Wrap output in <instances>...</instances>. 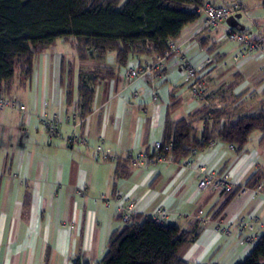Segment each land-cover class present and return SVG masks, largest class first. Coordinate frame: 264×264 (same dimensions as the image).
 <instances>
[{
	"label": "crops",
	"instance_id": "obj_1",
	"mask_svg": "<svg viewBox=\"0 0 264 264\" xmlns=\"http://www.w3.org/2000/svg\"><path fill=\"white\" fill-rule=\"evenodd\" d=\"M202 1L216 6L238 2L248 10L259 3L257 7L263 9L259 1ZM260 19L247 14L238 20L252 40L264 36L252 37L247 29L248 24L256 27ZM226 27L195 34L189 25L175 42L193 64L207 56L216 61L201 72L209 92L205 103L192 97L175 57L168 58L162 73L152 79L125 77L128 67L138 65L136 61L120 68L115 78L95 87L91 113L83 122L76 111L79 67L68 60L76 56L49 51L57 41L34 56L27 82L21 83L16 73L5 97L24 107L28 117L12 108L0 111V264H75L78 258L96 264L109 235L121 227L122 205L132 207L133 217L141 219L165 210L163 226L197 229V237L182 251L189 264L244 260L264 234V188L259 192L245 188L257 172L264 187V135L252 134L250 143L239 151L212 141L181 163L168 158L157 165L133 167L129 162L140 154H153L167 116L173 122L184 120L199 139L204 121L196 113L203 106L227 110L226 117L233 122L264 114L263 60L240 54L234 43L226 45L221 40ZM63 44L59 46H68ZM64 62L74 72L70 107L65 105L62 86ZM106 63L116 67L113 57ZM54 114L62 121L60 139L50 138L40 121L42 115ZM96 149L109 150L115 160L95 161ZM206 175L226 176L233 189L241 188L218 217L213 215L225 194L221 189L199 190ZM199 212L201 222H196ZM241 221L256 223L251 231L240 232L236 225Z\"/></svg>",
	"mask_w": 264,
	"mask_h": 264
},
{
	"label": "trees",
	"instance_id": "obj_2",
	"mask_svg": "<svg viewBox=\"0 0 264 264\" xmlns=\"http://www.w3.org/2000/svg\"><path fill=\"white\" fill-rule=\"evenodd\" d=\"M258 1L264 10V0ZM192 4L204 5L202 0H0L2 93H11L17 72L20 82H27L34 56L60 40L79 61L76 111L83 122L91 113L98 84L115 78L131 61L146 65L162 58L169 42H176L182 31L194 24L197 16L190 12ZM109 57L114 58L115 68L106 63ZM73 77L71 64L64 62L66 107L72 105ZM228 114L227 110L203 106L196 113L204 121L199 139L184 120L173 122L167 116L159 150L163 160L181 163L206 150L212 141L239 151L250 143L252 134L264 135V114L234 122L227 119ZM260 177L255 173L245 188L256 190ZM240 190L222 191L224 202L213 217H218ZM197 235L195 228L181 231L156 225L150 218L133 217L109 235L96 264H189L182 259V251ZM75 264L87 263L78 258ZM238 264H264V234Z\"/></svg>",
	"mask_w": 264,
	"mask_h": 264
},
{
	"label": "built area",
	"instance_id": "obj_3",
	"mask_svg": "<svg viewBox=\"0 0 264 264\" xmlns=\"http://www.w3.org/2000/svg\"><path fill=\"white\" fill-rule=\"evenodd\" d=\"M190 12L196 14L197 19L194 22V32L195 34L201 33L203 31L219 29L224 27L227 19L234 18L237 15L244 16L247 12V8L238 2H232L228 5L216 6L210 3H206L202 6L196 7L195 5H190ZM222 41H226L229 43H234L239 46V53H250L259 56L263 60V64L261 67V72L264 74V36L258 37L254 40L250 38V35L246 30L239 31L237 29H232L226 27L225 31L221 36ZM177 58L180 68L183 74V81L188 87L192 97L198 101L199 103H205L207 97L209 96L208 85L201 76V72L203 71L204 66L216 64V61L208 57L200 64H193L184 53L180 50L175 42L170 41L168 44V51L164 53L162 58H156L150 64L146 65H132L128 67L125 72V77L128 80H137V79H152L155 76H158L162 73L164 68L165 61L170 58ZM211 110V106H208ZM12 108L27 118L28 115L24 107L17 106L14 101H9L6 99L4 94L2 93L1 85H0V111ZM73 120H76V117H73ZM41 125L45 129L47 135L50 138L60 139L59 129L62 125L61 117L59 114H54L51 117L47 118L45 115L41 116ZM223 121V119H221ZM160 142L154 144L153 154L150 156L140 154L135 158L131 159L129 162L133 167H142L145 165H157L162 163L163 157L159 152L160 150ZM212 145V143H210ZM95 161H101L105 159L115 160L112 157L109 150H101L96 149L93 156ZM191 165H186L185 168H189ZM226 176H222L218 179H214L210 175H206L199 183V190L206 189H221L225 192H230L233 190V186L229 184ZM264 187L258 186L255 191H260ZM119 202L122 201L120 196L117 197ZM124 203V202H123ZM121 205V204H120ZM133 209L132 207H123L120 206V222L121 223H129L133 219ZM202 212L198 213L196 217V222H201L199 218ZM167 212L165 210H158L152 221L156 225H162L163 221L167 218ZM256 221H251L245 223L243 221L237 223V229L242 232L245 229L252 230ZM247 242H251L250 239Z\"/></svg>",
	"mask_w": 264,
	"mask_h": 264
},
{
	"label": "rangeland",
	"instance_id": "obj_4",
	"mask_svg": "<svg viewBox=\"0 0 264 264\" xmlns=\"http://www.w3.org/2000/svg\"><path fill=\"white\" fill-rule=\"evenodd\" d=\"M220 1H224V0H220ZM240 1H242L244 3L248 2V4L249 3H254V2L258 3V0H240ZM258 5H259V3L257 4V6ZM257 6L254 9H250V10L247 9L246 14L244 15V17H245L248 14V16L253 18V19L254 18H261L259 20V22L257 23L256 27L254 25H252V24H248V26H247V29L252 30V32H251L252 37L257 36L259 33H263L264 34V10L262 8H258ZM225 43H226V45H229V46L233 47V44H230V43H227V42H225ZM59 45H61V41L60 40H58L56 42V44L54 46H52L49 51H60V50H62V51H64V53L67 52V54H70V55L74 54V51L73 50L70 51V48L68 46H66V45L65 46H59ZM68 60L71 61V63L74 65V68L79 67V63H78V60L76 59V57H75V60H73L72 56H70L68 58Z\"/></svg>",
	"mask_w": 264,
	"mask_h": 264
},
{
	"label": "water",
	"instance_id": "obj_5",
	"mask_svg": "<svg viewBox=\"0 0 264 264\" xmlns=\"http://www.w3.org/2000/svg\"><path fill=\"white\" fill-rule=\"evenodd\" d=\"M240 19H241V15H237L234 18L227 19L226 24L229 28L237 29L239 31H243V30H245V28L243 26H240L238 23V20H240Z\"/></svg>",
	"mask_w": 264,
	"mask_h": 264
}]
</instances>
